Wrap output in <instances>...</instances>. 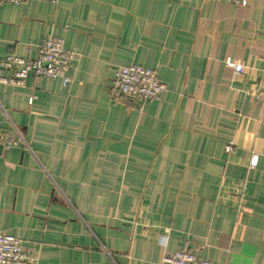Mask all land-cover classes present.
Instances as JSON below:
<instances>
[{"label": "crops", "instance_id": "1", "mask_svg": "<svg viewBox=\"0 0 264 264\" xmlns=\"http://www.w3.org/2000/svg\"><path fill=\"white\" fill-rule=\"evenodd\" d=\"M49 36L77 53L72 81L0 83V130L18 132L0 145V232L36 264H162L184 248L264 264V0L0 3V59H36ZM130 64L157 71L161 98H113Z\"/></svg>", "mask_w": 264, "mask_h": 264}, {"label": "built area", "instance_id": "2", "mask_svg": "<svg viewBox=\"0 0 264 264\" xmlns=\"http://www.w3.org/2000/svg\"><path fill=\"white\" fill-rule=\"evenodd\" d=\"M27 0H0L2 2L20 3ZM242 5L247 0H234ZM77 57V53L67 49L61 37L49 36L40 44V53L36 59L9 54L0 59V68L10 71V75H0V83L11 85H23L27 77L32 73L36 78L57 79L64 82L72 81L69 75L71 62ZM227 64L235 73L244 71L245 64L239 61L227 59ZM167 90V85L160 80L154 68L140 64L121 65L115 69L113 77L112 96L114 99L127 98L131 100L146 101L159 99ZM17 130H0V145L9 148L17 142ZM233 149V143L226 145V151ZM260 156L253 153L249 166L254 168L259 163ZM22 240L12 234L0 232V264H36L33 255L22 248ZM162 264H212L195 251L188 248L179 249L164 255Z\"/></svg>", "mask_w": 264, "mask_h": 264}]
</instances>
